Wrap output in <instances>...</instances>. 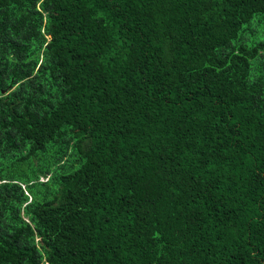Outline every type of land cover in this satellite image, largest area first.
<instances>
[{"label": "trees", "instance_id": "obj_1", "mask_svg": "<svg viewBox=\"0 0 264 264\" xmlns=\"http://www.w3.org/2000/svg\"><path fill=\"white\" fill-rule=\"evenodd\" d=\"M0 264H264V0H0Z\"/></svg>", "mask_w": 264, "mask_h": 264}]
</instances>
